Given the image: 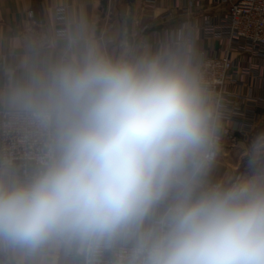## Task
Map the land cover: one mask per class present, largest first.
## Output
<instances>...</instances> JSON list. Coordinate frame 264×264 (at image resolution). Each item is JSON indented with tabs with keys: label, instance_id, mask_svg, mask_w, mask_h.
Returning a JSON list of instances; mask_svg holds the SVG:
<instances>
[{
	"label": "clouds",
	"instance_id": "9594fccd",
	"mask_svg": "<svg viewBox=\"0 0 264 264\" xmlns=\"http://www.w3.org/2000/svg\"><path fill=\"white\" fill-rule=\"evenodd\" d=\"M0 79V264H264V131L220 173L225 110L190 45L17 41Z\"/></svg>",
	"mask_w": 264,
	"mask_h": 264
},
{
	"label": "built area",
	"instance_id": "2783aa9c",
	"mask_svg": "<svg viewBox=\"0 0 264 264\" xmlns=\"http://www.w3.org/2000/svg\"><path fill=\"white\" fill-rule=\"evenodd\" d=\"M157 2L140 0V12L155 16ZM172 2L156 17L161 22L175 16L185 19L175 30L164 31V44L191 46L194 61L224 105L228 126L223 143L233 142L234 133L250 134L264 126V0ZM56 15L55 34L67 32L71 24L65 9H58ZM24 151L13 135L0 129V156L16 157L19 162Z\"/></svg>",
	"mask_w": 264,
	"mask_h": 264
},
{
	"label": "crops",
	"instance_id": "0c3cea01",
	"mask_svg": "<svg viewBox=\"0 0 264 264\" xmlns=\"http://www.w3.org/2000/svg\"><path fill=\"white\" fill-rule=\"evenodd\" d=\"M103 1H106V7ZM172 3V0H158L155 16H151L140 12V0H0V79L5 78L19 61L23 49L15 47L17 41L55 34L56 13L60 8L65 9L66 19L71 24L67 31L76 33L80 28L84 36L95 40L110 55L119 57L126 52L142 54L160 50V44L165 41L164 31L175 30L185 19L175 16L161 22L156 17ZM159 25L160 30L142 34L144 29ZM163 47L167 46L164 44ZM262 131L264 126L250 134L234 133L233 142L223 143L219 160L221 174L242 170L244 153Z\"/></svg>",
	"mask_w": 264,
	"mask_h": 264
},
{
	"label": "water",
	"instance_id": "95a60500",
	"mask_svg": "<svg viewBox=\"0 0 264 264\" xmlns=\"http://www.w3.org/2000/svg\"><path fill=\"white\" fill-rule=\"evenodd\" d=\"M103 5H104V7H106V1H103ZM132 12V11H131ZM161 29V25H159V26H156V27H151V28H148V29H144L143 30V35H148V34H150L151 32H154V31H156V30H160ZM215 47H217V43L215 44Z\"/></svg>",
	"mask_w": 264,
	"mask_h": 264
}]
</instances>
